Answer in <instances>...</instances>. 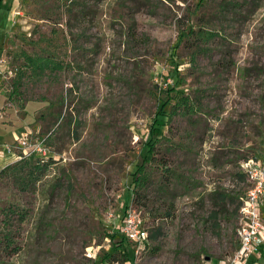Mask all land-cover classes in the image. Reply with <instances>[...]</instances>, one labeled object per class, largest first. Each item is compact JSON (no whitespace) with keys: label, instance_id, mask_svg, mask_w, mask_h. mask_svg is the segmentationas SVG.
Here are the masks:
<instances>
[{"label":"rangeland","instance_id":"1","mask_svg":"<svg viewBox=\"0 0 264 264\" xmlns=\"http://www.w3.org/2000/svg\"><path fill=\"white\" fill-rule=\"evenodd\" d=\"M181 99L193 113L173 114ZM0 111V264H104L122 243L125 264L225 262L240 165L264 161V0H2ZM22 134L44 160H18ZM126 207L160 229L141 251Z\"/></svg>","mask_w":264,"mask_h":264},{"label":"built area","instance_id":"2","mask_svg":"<svg viewBox=\"0 0 264 264\" xmlns=\"http://www.w3.org/2000/svg\"><path fill=\"white\" fill-rule=\"evenodd\" d=\"M12 75V73H11ZM0 117H2L0 111ZM16 149L22 155L18 160L46 155L45 139L32 142L28 134L16 138ZM12 154L9 145L0 143V160L2 155ZM241 172L245 175L248 189L242 198L239 209V227L236 231L238 248L234 255L220 264H257L264 254V216L261 204L264 201V161L248 159L242 162ZM122 237L134 243L139 251L144 249L148 242V235L141 213L132 207L127 208L119 227ZM138 253V251H137ZM104 264H120L119 262H106Z\"/></svg>","mask_w":264,"mask_h":264},{"label":"trees","instance_id":"3","mask_svg":"<svg viewBox=\"0 0 264 264\" xmlns=\"http://www.w3.org/2000/svg\"><path fill=\"white\" fill-rule=\"evenodd\" d=\"M2 6V0H0V8ZM191 35L197 39L200 43L202 42H209L211 40H215L216 36L214 35V33L212 32H207V31H191ZM231 58L229 57V59H227V61H225V66L229 67V66H233V64H231ZM18 87H15V89H17ZM193 107L192 105L189 103V101L187 99H181L180 101H178V103H175L174 105V111L173 114H177V115H186L188 116L190 113H193ZM43 167H45V163L43 162L42 165L40 166L39 164L34 165L30 170L29 173L32 177L40 170H43ZM133 184H134V192H135V196L137 197V204H141L139 199H141V197L138 196L140 195V189H142L144 187V184H146L147 180H148V174H147V170L146 168L142 165L141 167L138 168L137 172L133 175ZM238 177L245 178V175L243 173H241L240 175H238ZM34 181L38 180V177H33ZM246 179V178H245ZM229 199V197L225 194H220V193H216L214 196V207L219 210L221 208H224L225 206V202ZM242 205V198L241 201L238 204L237 207V211H238V215H239V209L240 206ZM127 208V207H126ZM215 209V210H216ZM213 211L211 214V217L216 218L218 215V211ZM220 213V211H219ZM158 235H160V229L157 228L155 229L152 234L148 237L149 239H153L155 240ZM123 238V237H122ZM124 239V238H123ZM125 240V239H124ZM123 243L121 245H119V249L115 250L114 253L108 255L110 258V262H119L120 264H125L127 262H130L132 260V253L130 250H128V248L125 246L124 248H122Z\"/></svg>","mask_w":264,"mask_h":264},{"label":"crops","instance_id":"4","mask_svg":"<svg viewBox=\"0 0 264 264\" xmlns=\"http://www.w3.org/2000/svg\"><path fill=\"white\" fill-rule=\"evenodd\" d=\"M261 209H262V213H263V216H264V201L262 202L261 204ZM262 256V255H261ZM258 264V263H257Z\"/></svg>","mask_w":264,"mask_h":264}]
</instances>
